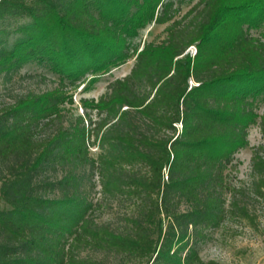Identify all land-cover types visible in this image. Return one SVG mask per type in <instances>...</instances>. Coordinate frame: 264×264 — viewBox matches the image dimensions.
<instances>
[{"label":"trees","instance_id":"16d2710c","mask_svg":"<svg viewBox=\"0 0 264 264\" xmlns=\"http://www.w3.org/2000/svg\"><path fill=\"white\" fill-rule=\"evenodd\" d=\"M11 18L28 22L13 46L0 27V75L38 61L59 79L0 114V264H99L73 254L81 240L144 264H219L194 239L234 215L253 220L225 193L250 128L264 138V0H0V22ZM151 24L164 25L165 37L136 43ZM130 59V72L98 99H81L75 127L38 136L75 103L70 92L87 73L93 83ZM59 164L71 168L42 179ZM87 165L101 168L103 193L136 198L127 231L91 226L94 203L75 171ZM252 173L264 196L258 151ZM48 188L63 195L48 197Z\"/></svg>","mask_w":264,"mask_h":264},{"label":"rangeland","instance_id":"374dc122","mask_svg":"<svg viewBox=\"0 0 264 264\" xmlns=\"http://www.w3.org/2000/svg\"><path fill=\"white\" fill-rule=\"evenodd\" d=\"M188 9L184 5L183 11ZM27 19H7L0 22V27H6L10 32L9 46H13L20 37L14 31L26 24ZM164 25H148L140 31L136 43L144 41L159 42L165 37ZM134 59L112 69L110 72L98 75L95 82H91L93 75L87 73L83 83L71 90L75 98L73 105L66 104L63 116L38 129V136L53 134L61 124L73 128L79 122V117L85 116V108L81 99H98L107 91L109 82L128 74L134 64ZM59 76L54 74L46 63L38 61L23 64L18 70L8 76L0 75V114L7 105L19 97L29 93H42L53 89L58 83ZM92 83V84H91ZM259 112L264 108V95L258 98ZM92 112L91 116H94ZM249 143L242 147L235 155L233 166L227 171L229 190L225 193L227 204L237 200L245 205L253 220L246 217L232 216L219 227L205 228L203 236L194 239L196 248L204 260H215L219 264H264V196L255 191L257 177L252 173V157L255 152L264 156V138L258 125L249 130ZM99 148L91 146L90 154L96 158ZM71 166L57 165L48 170L42 179L49 181L59 180ZM80 177V193L93 201L94 207L89 215L90 224L95 229L107 226L116 232H125L129 229V217L136 211V198L123 195H112L102 192L104 176L100 167L80 166L75 170ZM48 197H61L63 191L48 188L45 193ZM0 198V208L5 207ZM187 206L183 205V209ZM73 254L80 260H91L99 264H144L141 260L124 255L116 251L100 248L93 242L81 240L74 244Z\"/></svg>","mask_w":264,"mask_h":264}]
</instances>
